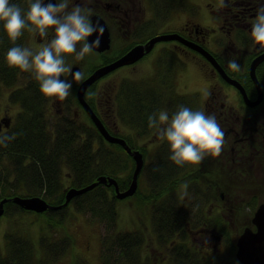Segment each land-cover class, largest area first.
Masks as SVG:
<instances>
[{"label": "rangeland", "instance_id": "1", "mask_svg": "<svg viewBox=\"0 0 264 264\" xmlns=\"http://www.w3.org/2000/svg\"><path fill=\"white\" fill-rule=\"evenodd\" d=\"M137 1L140 10V20L138 24L140 26V40L142 43L150 37L157 35L158 32L160 33L161 30H166L168 28L167 23L170 22V20L171 22L169 23V26L172 33H169L171 34H176V32L178 33L180 26H182V24L188 19L190 26L192 25L190 22L199 23L200 27L206 26L201 21V18L202 16L207 17V15L205 14L203 8L198 6L201 3H205L207 0H189L187 9L183 7L177 8L175 3L174 5L168 7L166 11L162 10L165 8V4H161L159 7L155 6L154 8V5L148 3L147 0ZM161 16H163V18ZM167 19L168 21H165ZM25 37V45H33L31 34L26 32ZM225 45L227 46L226 42ZM162 46L163 45H157L151 53H148L149 55L139 62L134 71L116 72L111 75L112 78H110V80L100 81L103 77L102 76L93 82L92 85L86 89V91L89 89L87 93L85 91L86 95H83V99L87 106H92L94 108L97 107L99 109L101 105L100 103L106 99L107 94L110 93L112 105L113 103L116 104L114 109L110 105L113 109L112 113L114 115L113 120L116 123V130L133 148L135 147L136 139L139 136L136 134L133 126L128 124L127 119L120 118V105L122 104L120 102V94L123 91V88L119 85L117 78L123 77V75L126 74L130 78H140V81L145 80L146 82L144 84L142 81L143 85L141 86L150 88L153 91L156 87H158L155 78L158 82L163 79V82L166 83L165 85L167 87V89L164 88V92L166 94L173 95L169 100L171 103L170 105L168 99L160 101L161 106L167 109L176 107L178 100H181V98H175V95L184 96V94L190 95L197 93L200 95L204 92V89L209 88L210 85L215 83L212 79L211 72L206 75L205 71L202 72L199 68H197V66L193 69L190 63H187L190 58L186 59L188 60L187 62L183 61L184 67L182 66L183 70L187 67L188 70L176 74V71L181 68L175 67L173 63L170 66V61H174L172 58H175L174 52L171 54L170 52L174 51L175 48L173 47V44H167L165 47H169V49H163L159 56L157 55L158 50L161 49ZM87 60H90V58H86L84 61L75 62H78L79 64L83 63L87 67L85 71L88 74L89 70L92 68H90L89 64H86ZM162 64H165V67L167 65L170 68L168 69V79L165 77L166 69L159 67V65ZM94 72L95 71L91 72V74ZM21 73L22 74L15 85H25L33 79L29 73L23 71H21ZM91 74H89L87 78H89ZM114 78L117 80L112 81ZM110 81H112L111 84H107L110 83ZM78 83L79 82L74 84L72 95L67 97L64 101H61L60 107L64 110V115H66L64 117L65 119H71L74 114L73 111L77 110L75 92L76 85L78 86ZM225 90L226 88L223 89L224 92H226ZM90 92L94 93V95H89ZM9 96H11V91H8L7 89H3L2 93H0V119H2L1 122L4 123V120L8 117L14 124L16 116L20 111V107L16 104V102H12V104L9 103ZM50 100V98H45V117L49 126H55L60 122V118L57 117L60 107L58 106L57 101L53 103ZM228 100L232 99L228 98ZM50 102L53 103V108H51ZM187 105L192 108H198L197 106H193L191 103H188ZM66 109L67 111L65 112ZM59 112L61 113V111ZM77 113L78 119L76 123L81 128V131L78 132H83L88 128L93 131L92 127L94 125H91L88 122L86 116L81 115L80 110L77 111ZM61 122L62 124L64 123L63 121ZM118 127H121L123 131L121 129L119 131ZM11 130L12 126L9 129H3L2 132H10ZM135 134L136 138L133 136ZM85 137L86 136L83 135V138ZM141 137L142 141L140 144L142 146L141 148L143 150V154H147V152H149V155L145 158V166L139 174L140 177L138 178L136 196L124 201H119L114 199L115 196L112 190L107 191L108 198H110L113 202L114 210L116 209L117 212L116 222H111L109 217L105 216L104 213L106 211V207L96 198L93 200L95 206L94 211L91 209L92 206L80 211L76 203L71 204L68 206L67 211L64 212L63 216H61L62 218L59 216L54 217L51 224L47 222L44 216H36L35 214L37 213L18 214L17 210L10 208L7 211V213L10 214H4L0 217V241L4 231L13 227H19L23 228L27 232L31 240L34 242H37L38 240L40 241L35 256L37 259L42 261V264H119L116 246L111 248H108V246H102L101 239L105 235H107L106 237L109 239H114L118 236L120 237L121 235L126 234L132 237L137 236V238L141 240L140 260L144 263L155 264L159 261L158 264H172L171 259L166 258L165 256L168 254V250L167 248L165 249V247L169 246L171 248V245L174 244L176 240L172 243H159L157 233L154 232L153 228L152 205L149 202L152 201L149 197L154 190L149 178L150 169L152 167V163H154L151 162L153 156V145L146 144V149V145L143 143L147 142L150 135L142 134ZM90 138L92 139V137ZM79 141L80 139H78V144ZM94 144L96 149L98 147L97 145L101 144V149H104L105 152L112 150L108 147L107 142L102 139L98 140V138H96L94 140ZM157 148L159 147L157 146ZM112 151L115 152L117 165L114 166L116 169L115 173L113 175H108L117 179L119 183V181L122 180L128 172L130 173V171L131 177L134 169V162L131 164L133 160L131 159L132 161L130 162V157L126 155V153L115 150ZM15 168L16 166H13L11 162L9 163L7 161H3V163H0V178L5 177L12 184L15 183L14 179L18 178H14ZM257 170L260 174L257 182L255 180L249 182L241 181L239 182L240 184H238V182L229 184L228 181H226L229 184L228 192L224 193L221 191V196H217L215 193L213 194L212 190L208 189L206 184H203L202 181L204 179L196 177L187 178L188 176L184 180L183 184L187 182L189 186V196L183 197L181 195L183 189L182 185L179 186V184H177L179 188L176 192L173 188H171L168 192V194L174 195H169L170 197L178 199V204L181 208H185L187 210V220L193 230L202 226V218L205 215V219L207 221L206 229L211 232L214 231V233L221 238V243L219 245L220 249L218 251H211L210 254L219 253L217 257L221 256L220 261L223 264L226 263V261H228L227 264L239 263L234 258V241H236L237 237L245 227H251L250 222L253 217V213L258 204L264 201V175L261 177L260 167ZM103 171L106 172V170ZM186 172H189V170L186 169ZM59 173L62 185L61 190L65 191V195V193L69 190L74 189L71 184L72 175H70V172L66 167H61ZM17 196L21 197L25 196V194L19 192L17 193ZM169 196H165L166 199ZM255 201L256 203H254ZM160 205L162 206V204ZM194 238L195 240L192 239V241L195 245H201V243L203 244V240H205V238L201 237L194 236ZM209 247H212V245H208V248ZM102 253L104 254V258H110L109 262H102ZM44 256L46 260H44Z\"/></svg>", "mask_w": 264, "mask_h": 264}, {"label": "flooded vegetation", "instance_id": "2", "mask_svg": "<svg viewBox=\"0 0 264 264\" xmlns=\"http://www.w3.org/2000/svg\"><path fill=\"white\" fill-rule=\"evenodd\" d=\"M151 1L152 3H150L154 5V8L155 6H159L155 4L156 1ZM81 2L86 3L92 8L93 19H100L108 31L107 47L101 51V53L97 51L92 57H90V60L86 61V64H89L90 68H92L89 70L87 76L99 68L109 66L111 63L113 64V62H116L125 56L132 48L137 45L145 44L150 38L154 37H150L143 43L140 40L141 31L138 24L140 20V10L137 0H81ZM188 2L189 0H173L168 4L165 3V8L162 10L166 11L168 7L174 5L175 3L177 8L183 7L187 9ZM198 7H202L207 15V17L202 16L201 18V21L206 26L200 27L199 23L193 22H190L192 24L190 26L188 19L182 24V26H180V30L176 33L183 39L200 46L202 49L204 48V50H206L213 57L215 64L206 59L205 56L203 57L199 51L192 49L177 40L158 42L152 50H154L157 45H163L161 49L158 50L157 55L160 56L163 49H169V47H165L167 44H173L175 50L170 52V54L174 52L175 58H172L174 61H170V66L173 63L175 67L181 68L176 71V74L188 70V67L183 70V61L187 62L188 60L189 61L187 63H190L193 69L197 66V68H199L202 72L205 71L206 75L211 72L212 79L215 81L216 85L215 83L210 85V87L204 89V92L200 95H198V93L190 95L184 94V96L175 95L176 97H174L178 99L181 98V100H178L177 106L180 104L187 105L188 103H191L193 106L203 108L208 113H214L221 127L225 130V142L222 147V151L218 155L206 156L198 165L190 167L187 166L186 168H182L181 166V171L173 174L174 178L176 176L177 181L176 184H172V186H170L169 190L173 188L176 192L179 186L183 185L184 180L188 176L187 178L196 177L204 179L202 181L203 184H206L208 189L212 190L213 194L215 193L217 196H221L222 192L220 180L222 171L225 172V170H228L230 174L225 172V176L231 178V180L236 179L235 177L239 176L240 178H245L246 180L257 181L260 176L257 170L259 167L261 169V177L264 175V58L256 65L255 68L256 79L261 92L256 87L252 77H250V65H252V62L257 58L264 57V52L258 51L259 46H254L249 39L251 20L255 16V9L257 7L256 0H207L205 3L199 4ZM161 17L163 18V16ZM165 21H168V19ZM170 22L167 23L168 28L166 30H161V32H158L155 36L171 34L172 30L169 26ZM225 42L227 43V46L225 45ZM149 53H151V51ZM147 55L149 54H146L142 59H144ZM142 59L135 61L132 64L120 66L112 70V72H107L103 75L100 81L110 80V78H112L111 75L116 72L134 71L135 67ZM231 59H236L239 62L241 65V71L233 72L228 67L227 62ZM162 65H159V67L166 69L165 77L168 79V69L170 68L167 65L165 67V64ZM75 66L83 67L84 69L87 68L83 63L79 64L78 62H74V67ZM216 66L223 71L227 78L235 81L240 87H242L248 102H246L245 97L239 88H236L233 84L228 83L226 79L221 76ZM117 79L119 85L123 88V91L120 94V102L122 103L120 105V118L127 119L128 124L133 126L136 134L139 136L136 139L135 149L116 130V123L113 120L114 115L112 113L116 104L113 103L112 105L110 93H108L106 99L100 103L101 105L99 109L92 106L90 108H92L96 116L100 119L106 131L113 138L123 140L132 150L138 151L142 155L143 161L147 155H149V152H147V154H143V150L141 148L142 146L140 144L142 141L141 136L142 134L150 135L147 142H144L143 144L153 145V156L151 162L154 163H152V168L149 173L152 178L156 174L155 168L157 169L161 163L172 165L173 162L168 159L167 144L162 142L153 130L147 126V115L153 110L162 107L160 101H165L166 99L169 101L173 95L166 94L164 92V88L167 89V87L165 85L166 83L163 82V79L158 82L155 78L158 87H156L154 91L150 88L142 87V81L144 84L146 82L145 80L140 81V78L137 77L130 78L126 74ZM117 79L114 78L112 81ZM112 81L107 84H111ZM80 84L81 82L78 83V86L76 85V92ZM224 88H226V92L223 91ZM260 94L261 98L259 102L251 106L250 104L256 103L258 99L257 96ZM228 98L232 100H228ZM57 103L60 107L61 101H57ZM75 103L77 110L73 111L74 114L71 119L64 118L66 115H64V110L60 107L57 114V117L60 118V122L58 124L62 123L61 121L77 122V111L80 110L81 115L86 116L88 122L93 125V122L87 115L84 107L77 101V99H75ZM170 104L171 103L169 101V105ZM50 106L53 108V103L50 102ZM176 107L168 109L169 111H174ZM59 111H61V113ZM66 111L67 109L65 112ZM1 121L2 119H0V132H2L3 129H9L13 126L12 120L8 117H6L4 123ZM118 128L120 131L121 127ZM136 134L133 135L134 138H136ZM102 140L105 141L104 139ZM107 145L112 150L120 151L121 149L124 151L120 145L115 143L107 142ZM157 146L159 148H157ZM173 166L177 165L174 164ZM186 169H188L189 172H186ZM177 184H179V186ZM169 195L174 196L167 193V196ZM170 196L168 198L169 203L171 204L174 203V198ZM175 200L176 204L180 208V212L186 216L179 227L186 234L188 244L194 248L195 252H197L198 257L201 259L200 261L206 262L213 256L219 255V253L210 254L211 251H218L220 249L219 245L221 243V238L214 233V231L211 232L206 229L207 221L205 219V215L202 218V226L193 230L187 220V210L185 208H181L178 204V199ZM178 235L179 234L175 233L172 237L175 236V240L179 242L177 239ZM194 236L205 238V240H203V244H193L192 239L195 240ZM208 245H212V247L208 248ZM166 248L168 250V254L165 256L166 258L171 259L173 263L176 258L175 254L172 253L174 252V248H172V245L171 248L169 246L165 247V249ZM158 262L159 261L156 263L158 264Z\"/></svg>", "mask_w": 264, "mask_h": 264}, {"label": "trees", "instance_id": "3", "mask_svg": "<svg viewBox=\"0 0 264 264\" xmlns=\"http://www.w3.org/2000/svg\"><path fill=\"white\" fill-rule=\"evenodd\" d=\"M147 1L152 3L151 0ZM153 1H156V4L160 6L173 0ZM25 36L26 32L18 42L25 44ZM10 46L9 41L0 33V93L3 89L11 91V96L8 97L9 103L16 102L20 107L10 131V133H15L13 139L7 146H0V163L7 161L16 166L14 178H18L14 179L15 183L13 184L5 177L0 178V200L11 198L22 192L25 197H41L50 205L58 206L64 202L65 192L61 190L62 185L59 176L61 167H66L72 175V187L80 189L94 182L97 176L113 175L116 171L114 166L117 165L116 155L112 150L105 152L104 149H101V144L97 145V149L95 148L94 140L96 138L100 140L101 137L93 127V131L88 128L83 132H78L81 131V128L76 121H65L63 124L49 126L45 117V98L39 93L37 82L32 79L25 85H15L22 73L19 70L9 68L4 62V53ZM83 135L86 137L83 138ZM78 139H80L79 144ZM120 151L124 152L121 149ZM173 165L174 163L172 165L161 163L157 169L155 168L156 174L152 178L149 175L151 185L154 188L149 197L152 200L149 201L152 205V223L159 243L175 242L176 238L172 236L175 233L179 234L177 237L179 242L176 241L172 244L174 252H171L176 257L172 264H223L220 261L221 256H213L206 262L200 261L197 252L188 244L186 234L179 227L186 216L180 212L175 199H173L174 203L170 204L169 198L166 199L165 197L170 186L176 184L177 180L173 174L181 171V166ZM186 167L183 166L182 168ZM225 172L230 174L228 170ZM225 172H221L220 180L221 191L224 193L228 192L230 183L238 182L240 184L241 181H250L239 176L231 180L225 176ZM130 174L131 171L122 180L119 178L120 184L118 186L120 188L125 189L128 186ZM109 190L112 188L99 185L85 194L74 197L69 205L76 203L80 211L92 206L91 209L94 211L93 200L96 198L105 205L104 214L114 223L117 212L116 209L114 210L113 202L108 198L107 191ZM10 208L17 210L18 214L32 213L8 202L4 205V214H10L7 213ZM67 208L68 206L58 211H45L35 215L44 216L47 222L51 224L54 217L62 218L61 216L67 211ZM106 236L101 239L102 246H108V248L116 246L119 264L146 263L140 260L141 240L137 236L132 237L124 234L114 239H109ZM39 244L40 241L31 240L23 228L13 227L4 231L0 241V264H42V261L35 256ZM43 258L46 260L45 256ZM101 259L102 262H109L110 258H104L102 253Z\"/></svg>", "mask_w": 264, "mask_h": 264}, {"label": "clouds", "instance_id": "4", "mask_svg": "<svg viewBox=\"0 0 264 264\" xmlns=\"http://www.w3.org/2000/svg\"><path fill=\"white\" fill-rule=\"evenodd\" d=\"M256 4L249 39L264 52V0ZM104 31L93 19L92 8L81 0H0V33L11 45L4 53L5 64L29 73L41 96L53 103L64 101L74 84L87 78L85 69L74 67V62L98 51ZM25 32L31 34L33 45L18 42ZM227 64L233 72L241 71L236 59ZM147 126L167 144L168 159L182 167L218 155L225 142V130L214 113L185 104L171 112L165 107L153 110ZM14 135L0 132V146H7ZM188 187L187 182L182 185L183 197L189 196Z\"/></svg>", "mask_w": 264, "mask_h": 264}, {"label": "water", "instance_id": "5", "mask_svg": "<svg viewBox=\"0 0 264 264\" xmlns=\"http://www.w3.org/2000/svg\"><path fill=\"white\" fill-rule=\"evenodd\" d=\"M97 19L99 22L104 26L103 22L98 19L94 18V20ZM105 31L101 37V45L98 49V52L101 53L108 44V31L104 27ZM95 34H93L94 36ZM93 37H89L91 39ZM170 40H177L179 42L184 43L185 45L191 47L192 49H195L199 51L203 57L205 56L206 59H208L210 62L215 64V61L213 57L204 50L200 46H197L189 41H186L185 39H182L181 36L178 34H168V35H158L155 37H152L148 42H146L143 45L136 46L132 48L125 56H123L121 59H119L116 62L111 63V65L99 68L94 73L91 74L89 78H87L82 84L79 86L77 90V99L81 103V105L85 108L86 112L90 116V118L93 121V124H95L96 128L98 129L101 136L110 143H116L117 145H120L127 155L131 156L134 160V169L132 173V177L130 180V183L124 191H120L119 187L117 186L116 180L113 178L107 177V176H98L96 180L81 188V189H71L69 190L65 195L64 203L59 206H51L49 205L45 200L39 198V197H29V198H22V197H12V198H4L0 200V217L4 214V205L8 202L14 203L15 205L19 206L21 209L26 211H32L35 213H43L47 210L49 211H56L63 207H66L71 199H73L76 196L82 195L88 191L93 190L98 185H105L108 187L114 188L115 198L119 200L126 199L131 196H133L137 190V182H138V174H140V171L143 167V160L142 155L138 151H132L123 140L116 139L111 137L103 125L101 124L100 120L97 118V116L94 114V112L87 106L83 99V95L86 91V89L92 85L93 82L101 78L104 74L107 72H112V70L124 66L127 64H132L135 61H138L141 59L144 55L152 51L153 47L156 43L161 41H170ZM264 57H259L255 61L252 62V65L250 66V74L252 79L254 80L256 87L260 90V86L258 84V81L256 79L255 75V68L256 65L261 62V60ZM216 68L219 70L221 76L226 79L227 82L233 84L236 86V88H239L241 93L244 95L246 102L248 100L246 99V95L242 87H240L235 81L227 78V76L223 73V71L216 66ZM260 95H258V99L256 103L250 104L251 106L257 104L260 100ZM251 225L254 227V230L250 227L244 228V230L240 233V235L237 237L236 242V252H235V258L240 264H264V201L258 205L256 208L253 217L251 218Z\"/></svg>", "mask_w": 264, "mask_h": 264}]
</instances>
